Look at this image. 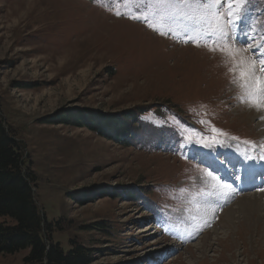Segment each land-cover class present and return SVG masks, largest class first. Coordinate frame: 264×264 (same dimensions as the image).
Masks as SVG:
<instances>
[{"label": "rangeland", "instance_id": "rangeland-1", "mask_svg": "<svg viewBox=\"0 0 264 264\" xmlns=\"http://www.w3.org/2000/svg\"><path fill=\"white\" fill-rule=\"evenodd\" d=\"M190 12L162 0H0V112L25 145L53 240L64 250L78 240L93 264H264V150L243 143L264 144V112L237 102L232 61L203 46ZM232 36L237 60L264 53L247 50L264 45V0H247ZM142 106L127 144L64 120ZM210 126L226 134L219 144L184 139L190 129L211 136ZM205 171L227 195L196 179ZM27 253L0 254V264Z\"/></svg>", "mask_w": 264, "mask_h": 264}, {"label": "trees", "instance_id": "trees-1", "mask_svg": "<svg viewBox=\"0 0 264 264\" xmlns=\"http://www.w3.org/2000/svg\"><path fill=\"white\" fill-rule=\"evenodd\" d=\"M145 108L138 107L119 117H103L110 121V126L103 124L104 127L97 124L103 118L95 112H90L87 119L77 113L64 117V120L88 127L100 135L105 136L106 132L111 135L107 138L127 144L131 140L128 135L134 130L135 123H139V116L148 110ZM46 121L55 123L51 119ZM35 180L23 141L6 124L0 112V254H14L27 249L22 264H93L94 251L83 243L69 239L70 247L64 250L58 241L53 240L55 227L44 219L39 210L34 192ZM55 223L57 226L60 224Z\"/></svg>", "mask_w": 264, "mask_h": 264}, {"label": "snow or ice", "instance_id": "snow-or-ice-1", "mask_svg": "<svg viewBox=\"0 0 264 264\" xmlns=\"http://www.w3.org/2000/svg\"><path fill=\"white\" fill-rule=\"evenodd\" d=\"M162 2L172 7L183 6L191 10L190 14L185 13L184 16L196 23L193 31L197 36L202 37L206 41L203 46L207 47L210 52H220L222 56L232 61V66L228 67V72L232 74L230 85L238 89L235 96L237 102L249 109H255L257 112H264V53H261L260 56L251 62L242 56L237 60L236 57L240 55V50L229 47L227 43L233 40L232 30L242 20L245 14L247 0H162ZM115 15L121 16L123 13L116 11ZM159 15H161V19L171 18L166 13ZM129 18L140 19L141 15L138 14ZM143 19L147 22L148 16L145 15ZM201 24L204 25L203 28L200 27ZM148 26L152 27L151 24ZM153 31L159 32L160 35L168 34L157 28H153ZM188 40H191L198 47L202 46L199 40H192L191 37H188L185 42H188ZM253 47L259 49L260 47H264V45L250 44L247 50H251ZM227 59L225 63H227ZM257 63L259 64L258 68ZM260 119L264 120V115ZM199 122L201 124L205 123L203 120ZM208 123L210 124V121ZM208 131L212 133L211 136H203L195 129H190L185 133L184 139L192 142L195 137H199L196 140L197 143L204 144L205 147H210L212 144L220 143L218 137L226 135L222 130L214 126H210ZM232 139L237 138L233 137ZM243 143L250 146L253 150L257 148L264 150V144L257 145L252 141H244ZM260 159H264V151H262ZM196 179L200 182L207 179L208 185L212 187L214 196L227 195L229 186L216 185L217 177L212 172L205 171L202 177ZM217 188L220 189L218 193L216 191ZM179 190L182 191L183 189ZM214 196H209L204 201L205 205L210 206Z\"/></svg>", "mask_w": 264, "mask_h": 264}, {"label": "bare ground", "instance_id": "bare-ground-1", "mask_svg": "<svg viewBox=\"0 0 264 264\" xmlns=\"http://www.w3.org/2000/svg\"><path fill=\"white\" fill-rule=\"evenodd\" d=\"M242 157L245 159V163H246V165H249L250 167H254V163L253 162H255L256 163V161L254 160V158L253 157H247V156H245V153L244 152H242ZM260 167V166H259ZM241 187H242V189H247L248 187H250V188H254V187H256L257 185L256 184H254V183H252V182H250V183H248V184H244V183H241V185H240ZM237 193V192H236ZM228 197V196H227ZM238 207L239 206H241V207H245V209H246V207L248 206V205H237ZM253 206L257 209V208H259L260 206H262L261 205V203H260V201H258V202H254V204H253ZM238 207H237V209H238ZM260 209V208H259ZM246 211H247V209H246ZM261 211V210H260ZM222 215V214H221ZM220 215V216H221ZM259 215V214H258ZM219 216V217H220ZM262 216H264V214H262ZM247 218H248V216H246ZM259 217H261L260 215H259ZM220 219V218H219ZM234 220V217L228 222V224H230V223H232V221ZM246 220H248L247 222H249V223H251V221L249 220V219H246ZM254 222V221H253ZM249 223H247V224H249ZM225 226H227V224L225 225ZM230 226V225H229ZM247 226V225H246ZM254 227V226H253ZM226 228V227H225ZM228 228V227H227ZM250 228V227H249ZM229 236H230V233H228V234H226V237L224 238V239H227V238H229ZM224 239H219V241H221V240H224Z\"/></svg>", "mask_w": 264, "mask_h": 264}]
</instances>
